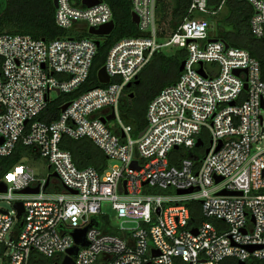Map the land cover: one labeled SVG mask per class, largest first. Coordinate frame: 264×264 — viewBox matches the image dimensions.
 <instances>
[{
  "label": "built area",
  "instance_id": "obj_1",
  "mask_svg": "<svg viewBox=\"0 0 264 264\" xmlns=\"http://www.w3.org/2000/svg\"><path fill=\"white\" fill-rule=\"evenodd\" d=\"M93 1L98 3L88 7L84 0H58L55 23L75 36L45 41L0 35V158L22 146L45 162L38 172L23 157L0 182L7 186L0 201L13 205L12 211L0 208V263L30 264L37 252L60 264L77 246L71 233L93 217L100 226L87 231L88 246L79 247L74 264L264 261V59L226 47L211 34V23L196 15H216L223 5L211 12L208 0H191V17L169 30L159 23L157 0H130L142 36L109 48L102 67L109 84L100 82L98 71V86L63 102L56 118L42 120L50 103L87 83L96 42L104 44L114 32L89 34L115 25L111 6ZM247 1L250 32L262 39L264 0ZM85 33L90 36H77ZM177 51L185 53L184 70L150 101L147 126L135 137L120 113L128 85L157 54ZM68 139L90 141L105 161L79 167L66 149ZM184 149L192 150L190 158L180 153ZM28 188L39 192L21 193ZM17 202L25 208L19 219ZM192 202L201 204L196 225ZM104 203L115 220L103 212Z\"/></svg>",
  "mask_w": 264,
  "mask_h": 264
},
{
  "label": "trees",
  "instance_id": "obj_2",
  "mask_svg": "<svg viewBox=\"0 0 264 264\" xmlns=\"http://www.w3.org/2000/svg\"><path fill=\"white\" fill-rule=\"evenodd\" d=\"M114 13L115 30L108 37L107 42L101 44L97 56L94 60L90 78L78 93L66 96L62 95L58 100L49 104L45 112L40 116L42 120L56 118L60 113V106L63 102L74 99L82 90L98 86L96 79L97 72L105 65L106 55L109 48L118 40L128 37H141L137 26L133 22L132 8L130 0H105ZM8 7L3 15H0V35H28L37 40L51 41L66 36H75L73 30L66 31L57 27L55 23V12L53 0H7ZM191 0H157V16L161 25L170 29H176L186 18ZM222 5H228L229 15L217 34V39L223 40L230 47L242 48L251 53L253 57L264 59V38L256 39L250 32L249 20L253 9L247 0H208V8L211 12L219 11ZM226 28V29H225ZM78 37L90 36L88 33L77 35ZM185 60L184 51H177L171 56L157 54L154 58L153 68L156 69L154 80L158 81L157 88L148 94L147 97H140L146 89L147 81L151 82L146 71L149 65L139 76L140 84L128 89L123 98L122 109L126 108V120L134 128V136L137 137L147 126L146 111L150 101L163 89L172 86L181 76L179 68ZM134 93L131 98L130 94ZM90 141L66 140V149L70 150L75 162L79 167L92 166L98 168V160L95 152L90 150ZM93 145V144H92ZM94 146V145H93ZM95 147V146H94ZM23 157H28L33 163L40 160L38 155L31 149L19 147L10 157L0 158V182L4 174ZM103 157V156H102ZM103 160L105 161L104 157ZM264 193V191H263ZM194 225L202 220L201 204L192 202L189 204ZM58 259L47 258L37 252H33L30 264H57ZM59 264V263H58ZM224 264H238L235 259H227ZM257 264H264L259 261Z\"/></svg>",
  "mask_w": 264,
  "mask_h": 264
},
{
  "label": "water",
  "instance_id": "obj_3",
  "mask_svg": "<svg viewBox=\"0 0 264 264\" xmlns=\"http://www.w3.org/2000/svg\"><path fill=\"white\" fill-rule=\"evenodd\" d=\"M53 1H54V6L56 8L58 6V0H53ZM238 1H244V0H238ZM97 3H98V1L84 0V4L87 5L88 7H91V6H93V5L97 4ZM7 7H8L7 0H0V15H3L5 13V11L7 10ZM132 18H133V22L135 24H138L139 20H138V17L136 16V14H133ZM114 29H115V25L114 24L104 25V26H101L98 29L91 28L89 30V34L92 35V36L104 37V36L110 35L114 31ZM211 41L215 42L217 40H211ZM96 44H97L98 48L101 47V42L100 41H97ZM226 47H228V44H226ZM184 67H185V62L183 61L181 63L179 71L182 72L184 70ZM200 72L203 73V70L201 69ZM235 73L237 75H239L240 71L237 70ZM98 77H99V80H100V82L102 84H109L110 77L107 74L105 68H102V69L99 70ZM139 84H140V81L137 80L134 84H129L128 88L131 89L133 86H137ZM245 88L247 89V85L245 86ZM58 93H60V92L58 91ZM133 97H134V95H131V98H133ZM68 106H69V103L66 104L65 106H63L62 110H65ZM113 118H114V115H112L108 119H103L102 121L104 123H106L108 120L113 119ZM142 135H143V133L140 134V136H142ZM202 144L203 143L201 141H199L197 143V146H201ZM133 166L136 167V163H134ZM54 176L57 177V174H54ZM220 180L221 179H218V181H220ZM5 192H7V186H6L5 183L2 182V183H0V193H5ZM38 192H39V188H35V189L28 188V189L23 190L21 193L22 194H37ZM190 192L191 191L179 192V193L180 194H187V193H190ZM225 193L226 192H223V194H225ZM239 195H241V193ZM14 207H15V209L18 212L17 218L19 219L21 217V215L23 214L24 210H25L24 205H23L22 202H17V203H15ZM0 212H1V210H0ZM93 226H96V227L100 226L99 222L97 221V217H93L92 218V223L89 226H87V227H85L83 229L74 230L71 233L72 237L75 239V242H76L77 246H75L74 248H72L71 250L68 251L67 256H65V258L63 259V261L60 264H74L73 257L77 256L78 251H79V247H87L88 246V242H87V239H86V233ZM194 232L196 233L197 230H194ZM249 249L251 251H253L255 249V247H250ZM239 264H245V263L240 262Z\"/></svg>",
  "mask_w": 264,
  "mask_h": 264
},
{
  "label": "rangeland",
  "instance_id": "obj_4",
  "mask_svg": "<svg viewBox=\"0 0 264 264\" xmlns=\"http://www.w3.org/2000/svg\"><path fill=\"white\" fill-rule=\"evenodd\" d=\"M196 15H198L199 18H205L207 19L210 23H211V26H212V31H211V34H214V35H217L218 32L220 31L221 28H224V22L227 18V16L229 15V7L228 5H223V7L221 8V10L216 14V15H211V14H200V13H196ZM226 29V28H225ZM172 54L174 53H167L166 55L168 56H171ZM153 63L154 61L151 63V65L148 67L147 71H146V75L149 76L151 82L147 81V84H146V89H145V92L143 95L140 94V97L143 99V96L144 97H147L149 93L153 92L157 86H158V81L157 80H154V74L156 73V69L153 68ZM135 92H132L130 94H133L134 95ZM52 96L55 98L57 97V94L56 93H53ZM122 105H120V113L123 114L124 116H127V112L125 111L126 108L122 109ZM124 106V105H123ZM180 153L185 156V157H189L192 156V150H183V151H180ZM99 158V157H98ZM116 164H119V162L117 161H111V162H108L107 161V165H110V166H113V165H116ZM33 166L38 169L37 171L39 172V168L41 166H45V162L43 160H38L37 162L33 163ZM44 172V171H43ZM46 172L43 173V175H45ZM0 208L1 209H4V210H9V211H12L13 210V205L12 204H9L7 203L6 201H0ZM103 212L108 214L113 220H115V217H116V214L115 212L112 210V206L110 203H104L103 204ZM10 236V234H9ZM2 264V263H0Z\"/></svg>",
  "mask_w": 264,
  "mask_h": 264
},
{
  "label": "crops",
  "instance_id": "obj_5",
  "mask_svg": "<svg viewBox=\"0 0 264 264\" xmlns=\"http://www.w3.org/2000/svg\"><path fill=\"white\" fill-rule=\"evenodd\" d=\"M88 142V141H87ZM90 150L93 152H95V154H96V157L94 158L97 162H98V166H100L103 162H104V160H103V157H102V154H101V152L96 148V147H94L92 144H90ZM99 157V158H98Z\"/></svg>",
  "mask_w": 264,
  "mask_h": 264
}]
</instances>
